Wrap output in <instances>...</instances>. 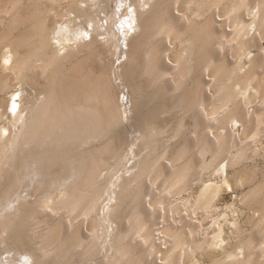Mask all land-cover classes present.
<instances>
[{
    "label": "bare ground",
    "instance_id": "1",
    "mask_svg": "<svg viewBox=\"0 0 264 264\" xmlns=\"http://www.w3.org/2000/svg\"><path fill=\"white\" fill-rule=\"evenodd\" d=\"M216 9L228 31L214 22ZM108 21H116L113 32L123 31L117 43L104 31L109 42L93 36ZM253 30L256 38H250ZM80 36L90 41L81 45ZM262 38L264 0H0V55L2 62L11 58L9 65L0 63V106L13 88L20 100L12 105H21L18 117L27 122L20 138L0 140L2 263L81 264L98 255L96 264H178L181 256L194 264L195 251L219 247L222 256L203 254L210 264H264V171L243 163L264 152L255 144L264 136V57L246 59ZM119 42L125 60L117 65ZM121 78L132 111H151L137 115L132 137L124 123L126 94L114 81ZM163 116L169 123H158ZM134 149L146 152L135 164L140 170L129 177L112 173L131 161ZM76 164L82 166L78 182L58 193H50L51 186L40 198L20 193L27 168L43 165L41 176L53 185L71 177L54 166ZM224 169L232 171V181L226 175L223 182L244 185L240 202L252 211L248 228L231 223L235 242L223 234V213L210 212L216 195L210 177ZM203 174L212 175L193 198L210 229L197 234L195 226L172 218L159 225L161 216L152 213ZM187 203L169 209L178 213Z\"/></svg>",
    "mask_w": 264,
    "mask_h": 264
},
{
    "label": "rangeland",
    "instance_id": "2",
    "mask_svg": "<svg viewBox=\"0 0 264 264\" xmlns=\"http://www.w3.org/2000/svg\"><path fill=\"white\" fill-rule=\"evenodd\" d=\"M112 4H113V2H112ZM113 6H114V4H113ZM103 7H104V5H103ZM217 10V9H216ZM215 11V10H214ZM218 11H219V13H218ZM217 12V13H216ZM216 12H213L212 13V15L213 14H215L216 13V15H213L214 16V22H215V20L217 21L216 23H221V25L224 27V30H226V31H228V29H230V27H229V25L226 23V22H224L225 23V25H224V23H223V19H224V16L222 15V12L220 11V10H217ZM247 15L246 16H249L250 18L252 17V16H254V10H253V8H249L248 10H247V13H246ZM97 15H101L100 17L101 18H104L105 16H104V14H97ZM222 16V17H221ZM117 17H119V15L117 16ZM117 17H114V19L113 20H116L117 21ZM249 17H247V18H249ZM116 18V19H115ZM116 21H114V22H110V21H108V23H107V25H109V26H105V27H107L106 29H101V31H100V29H99V32L97 31V27H95L94 28V30H95V32H96V34H94L93 36H96V38L95 39H97V40H100V41H102V42H109L110 40H108L107 41V39H105L104 40V38H106L105 36H102V35H100V34H104L105 32L106 33H110V34H112L111 36H113L112 38H111V40H112V42L113 41H116V42H114V43H117L118 42V40L119 39H121V36L120 35H123V31L121 32L120 30L117 32V33H115V32H113V31H117L118 29V27H117V25H115V22ZM110 22V23H109ZM85 25V27L87 28V25H86V23L87 22H83ZM90 24V23H89ZM88 24V27H90V29L91 28H93V27H91V24L89 25ZM105 25H106V23H104ZM111 24H113V25H111ZM116 26V27H115ZM227 26V27H226ZM84 27V28H85ZM104 27V28H105ZM108 27H110V28H108ZM114 27V29H112ZM90 29H88V30H90ZM107 30H108V32H107ZM104 31V33H102ZM101 32V33H100ZM117 35H115V34ZM120 33V34H119ZM255 33V31L253 30V31H251L250 32V34H251V36H250V38L251 37H253V38H256L257 37V34L255 35L254 34ZM116 36V38L114 37V35ZM85 36V35H84ZM83 36V37H84ZM255 36V37H254ZM119 37V38H118ZM123 37V36H122ZM80 40H82L81 41V45L82 44H86V43H88L89 41H90V38H86V37H84L85 39H82V37L80 36ZM116 39V40H115ZM261 40V41H260ZM259 40V45L258 46H253V47H250L249 48V50H248V53L246 52V59H252V58H256V57H258L259 55H262L263 57H264V39L262 38V39H260ZM58 44V43H57ZM116 45H118V46H115V49H116V51H117V54H118V56H117V58H120L121 57V59H120V61L117 63V65H120L121 63H123L124 62V60H125V58H124V56L123 55H119V52H118V50H121V48H120V45H121V43L119 42L118 44H116ZM113 46V45H112ZM63 46H60V45H58L57 46V48H62ZM255 47V48H254ZM114 49V48H113ZM1 52L2 53H7L8 52V50L7 49H3V50H1ZM224 51L222 50V52L221 53H223ZM248 54V55H247ZM228 54H226V56H227ZM111 58H112V56H110ZM109 57V58H110ZM110 58V59H111ZM4 61H6V63H7V65H9L10 64V59L11 58H9V61L4 57ZM165 61L167 60V57H165V59H164ZM4 61L2 62V57H1V55H0V63H1V65H3V63H4ZM169 61V60H168ZM167 62V61H166ZM116 77H118V75L116 76ZM204 77H205V75H204ZM205 78H208V75H206V77ZM115 81V84L117 83V85L119 86H117L119 89H120V91L121 90H123L122 92H124V94H126L125 95V99L123 100V102H122V104L123 103H125V104H123V105H127V111H128V113L131 115V114H133L132 115V119L131 120H133L132 122H131V120H130V118H131V116L127 113V116H126V118L124 119V123H126V126L130 129L129 130V132H130V134L131 135H129V137L131 136L132 137V132H136L135 130H138V128H137V126H136V120L138 119L137 118V115L139 114H136V112L137 111H135V112H133L132 111V104H130V103H133V102H130L131 101V93L129 92V88H127V86H125L124 85V83H126V82H122V84L120 83V81H123V79L121 78V80H119V79H115L114 80ZM119 83H120V85H119ZM123 88V89H122ZM10 90V89H9ZM8 90V92H6L5 94H4V97L6 98L5 100H7V101H5V103L4 104H7V105H2V107L4 106V108H2L1 106V109H0V133L2 132L3 134H2V138L0 139L3 143L2 144H4V143H8L7 142V140H8V137H19L20 138V136H21V134H22V132H24V130L26 129V125L25 124H27V122H25V120H23V119H21V118H19L18 117V113H19V111H20V108H21V105H18V104H13L12 105V102L14 103V101H18V100H20V96H19V94H16V93H14L13 94V91H15V90H13V88L9 91ZM126 90H127V92H129V94L127 95V93H126ZM24 96L26 95V94H23ZM22 97V98H25V97ZM127 96V97H126ZM128 96H130V97H128ZM29 98V97H28ZM127 98V99H126ZM29 99H31V98H29ZM130 99V100H129ZM128 101V102H127ZM129 106V107H128ZM37 107V106H36ZM36 107H34L33 109H35ZM176 109V108H175ZM249 109L251 110V111H254V110H256L257 109V106L255 105V103H251L250 105H249ZM177 110V109H176ZM175 110V111H176ZM133 112V113H130V112ZM145 111V112H144ZM144 111L143 112H140L142 115H138V117L139 116H143V115H145L144 113H148V112H151L150 111V109L148 110V109H144ZM136 114V115H135ZM130 118H129V117ZM133 116H135V118L133 117ZM166 118V117H165ZM174 118H176V114H174V115H172V116H170L169 117V119L170 120H174ZM23 120V121H22ZM161 120V121H160ZM163 120V121H162ZM166 120H167V122H168V117L166 118ZM166 120L164 119V116H163V119L160 117L159 119H158V123H162V122H166ZM169 123V122H168ZM10 124V125H9ZM129 125V126H128ZM4 126H8V127H10L9 129H10V132H8V131H5L4 130ZM132 126H133V128H132ZM136 126V127H135ZM136 128V129H135ZM236 131H238V129H236V128H234V130L232 129V132L233 133H235ZM235 134H238V133H235ZM135 135H137V133H134V136ZM179 140V139H178ZM178 140L176 139V140H174L175 142H178ZM261 142H260V141ZM258 141H256L255 142V144L257 145V146H264V136H262V138H260ZM173 141V142H174ZM238 141V138H237V140H235V142H237ZM160 142H161V140H159L158 141V143L160 144ZM172 142V143H173ZM174 142V143H175ZM139 143V142H138ZM171 142L169 143V144H172ZM262 143V144H261ZM169 144H165V145H169ZM1 146H3V145H1ZM4 147V146H3ZM135 148H137L138 149V147H135ZM137 149H134L131 153L132 154H130V160L131 161H129L128 163H122V164H120L119 166H115L116 168H114L113 170V172L112 173H115V175L117 174V175H120V176H122V174L123 175H125L126 173H127V177H129V175L131 176V175H133V173H135L137 170H140V169H138V168H141L140 166L138 167L137 165H138V163H140L141 162V160L140 159H142L143 160V157H144V154H146V152H140L141 150H137ZM136 150V151H135ZM139 151V152H138ZM13 153V152H12ZM140 153V154H139ZM259 154H260V156H255V155H253V156H250L251 158H246L245 160H244V164H247V165H256L257 167H259V169L260 170H262V171H264V155H262V154H264V152H261V150H259V152H258ZM137 154V155H136ZM257 154V153H256ZM259 154H257V155H259ZM154 156H155V154H153ZM138 156V157H137ZM77 157H79V156H77ZM133 158H135V159H133ZM152 158V157H151ZM140 160V161H139ZM247 161V162H246ZM137 163V165H135ZM126 164V165H125ZM72 165V164H71ZM52 166L53 168L52 169H56V170H62V171H65V172H69L68 173V175L69 176H71V177H69L67 180H65L66 181V183L64 182V180L62 181V179H58L56 182H55V184H53V185H49V184H46V183H48V180L47 179H45L44 177H42L41 176V168L43 167V165H41V166H34L35 168L34 169H32L33 167H29V169L27 168V172H28V174H27V172L26 171H23V173H24V179L26 180H24V183H28L26 186V189H24V191L23 190H21L22 192H20V193H23L22 195L24 196L25 194V192L27 193V194H29V195H31V194H33L34 193V197H36V198H40V197H42L43 195H45L44 194V191H46V188L47 187H52V189H51V191H50V193H58L59 191H61L62 189H64V187H66V185L68 184V186L70 185L69 183H71L72 182V184L71 185H73L74 184V182L76 183V182H78V180L76 179L77 178V176H79L80 174L78 173V172H80V169L82 168V166H78L79 167V169L77 168V165H79V164H76L75 166ZM134 168H133V167ZM75 167V168H74ZM136 167V168H135ZM138 167V168H137ZM71 168H74L73 170L71 169ZM133 168V170H131V169ZM38 169V170H37ZM76 169H78L77 171H75ZM118 169V170H117ZM117 171V172H116ZM135 171V172H134ZM26 172V173H25ZM37 172V173H36ZM44 172V171H43ZM78 174H77V173ZM83 172V170H81V173ZM133 172V173H132ZM76 173V174H75ZM109 173V171L108 170H106L104 173H103V175L101 176V180H105V179H107V177H106V175ZM130 173H132V174H130ZM231 173H232V171H230L229 170V172H228V174L226 173V170L224 169L221 173H219L220 175H218V174H215L214 176H211L210 178H212V182L214 183V185L216 186V195L210 200V202H211V205H210V207H211V211L210 212H212V213H214V214H216L217 212L219 213V212H222L223 213V216L227 219L225 222L227 223H225L224 222V227H223V234H225L224 236L225 237H227L228 238V240L230 241V242H235L236 241V239L238 240V234L237 233H235V231L237 230V228H235L231 223L232 222H236V223H238V224H240L241 226H243L244 228H248L249 227V225H248V223L246 222V216L247 215H249V214H251L252 213V211L250 210V209H248V207L246 208V206L245 205H243L241 202H240V195H241V193H242V191L244 190V185H242L241 183L239 184V185H231V184H226L225 182H223V178L227 175L228 176V179L230 180V181H232L231 180ZM28 175V176H27ZM40 175V176H39ZM55 175V174H54ZM73 175H74V178H72L73 177ZM76 175V176H75ZM210 175H212V174H203V176H201L200 177V179L198 180V179H196V180H192V182H191V185H189V188H187V190L185 189V190H183V191H181L180 193H178V195H170L169 197H167V199L168 198H174L175 199V201H173L172 199H169V200H166V204H164V205H162V208H161V210L163 211H161V210H159L158 209V212H157V209L152 213V215L154 216V217H157V215L159 216L158 218H160V216H161V219H158V222L159 223H161V224H159V225H162V224H165V223H163V219L165 220V221H169V223L170 222H172L173 221V219H174V221L173 222H175V221H178V222H180V223H182L183 225H187V224H191V225H193V226H195L198 230H197V234H202L204 231H207V230H209L210 229V227H211V225H210V220H209V218L207 219V217L204 219H202L201 217H203V215L201 214L202 212H200L201 211V209L200 208H198L196 205H194V198L193 197H195L196 195H198V193L201 191V189H202V187H203V184H204V182H206V180L209 178V176ZM27 176V177H26ZM126 176V175H125ZM26 177V178H25ZM32 177V178H31ZM105 177V178H104ZM47 178V177H46ZM51 178V177H50ZM102 178H104V179H102ZM109 178V177H108ZM75 181H74V180ZM59 181V182H58ZM60 181H62V182H60ZM3 181H1V183H2ZM49 182H51V180H49ZM53 182V181H52ZM194 182V183H193ZM65 183V184H64ZM193 183V184H192ZM41 184V185H40ZM46 184V185H45ZM62 184H64V185H62ZM117 185V184H116ZM29 186V187H28ZM37 186V187H36ZM39 186L41 187V188H39ZM55 186V187H54ZM34 187H35V189H34ZM61 187V188H60ZM33 188V189H32ZM31 189H32V191H31ZM55 189V190H54ZM29 190L31 191V192H29ZM35 190V191H34ZM59 190V191H58ZM57 191V192H56ZM183 192V193H182ZM55 194H53V195H55ZM21 195V196H22ZM48 195V194H47ZM180 195V196H179ZM179 196V197H178ZM34 197L31 199V198H29L28 197V199L27 200H33L34 199ZM177 197H178V199H177ZM27 198V197H26ZM186 198V199H185ZM192 198V199H191ZM14 199V198H13ZM185 199V200H184ZM172 201V203H171V201ZM190 202H189V201ZM181 201H185L186 203L187 202H189V203H187V207H185L184 209H179L180 211L178 212V213H176L173 209V211H174V213H172V210L171 209H169L170 207H172V206H174V205H176V204H179ZM114 203V201L112 200H109L108 201V203L107 204H109V205H111V204H113ZM169 203H171V204H169ZM169 204V206H167ZM189 204V205H188ZM191 205V206H190ZM11 208H9V207H7V209L11 212V210H13L14 209V206H10ZM164 207V208H163ZM193 207V208H192ZM209 207V208H210ZM6 209V210H7ZM165 209V210H164ZM15 210V209H14ZM13 210V211H14ZM168 210V211H167ZM169 210H171V213L169 212ZM183 210H184V212H183ZM12 211V212H13ZM159 211H161V212H159ZM166 211V212H165ZM250 211V212H249ZM233 212H234V214H233ZM217 213V214H218ZM168 214V215H167ZM178 214V215H177ZM216 214V215H217ZM171 215V216H170ZM163 218V219H162ZM171 218H172V221H171ZM162 220V221H161ZM74 222L76 223H79V221H78V219H76V220H74ZM85 224V225H84ZM84 227H85V229H86V221L84 222ZM226 224V225H225ZM105 225L107 226L108 224L107 223H105ZM81 226V223H80V225H79V227ZM84 227L82 226V230L84 229ZM156 227H161V226H156ZM208 229H207V228ZM81 228V227H80ZM225 228V229H224ZM84 229V230H85ZM159 230V229H158ZM156 232V231H155ZM157 233V232H156ZM157 235H158V238H160L159 240L163 243V233L161 234L160 233V230H159V232L157 233ZM158 240V241H159ZM156 241H157V239H156ZM157 241V242H158ZM160 242V243H161ZM159 243V244H160ZM161 243V244H162ZM1 245V249H0V264L2 263V262H4V257L2 256V254L4 253V245H3V243H0ZM161 244H160V246H161ZM165 245V243H163V246ZM163 246H161V247H163ZM228 247L230 246V245H227ZM227 246L225 245L224 246V248H227ZM223 248H219V247H217V248H214V249H210L209 251H210V254L212 255H216V256H222L221 254H223V253H225V251L224 250H222ZM229 249L232 251L233 250V248L231 247H229ZM235 250V249H234ZM209 251L207 252V251H205L208 255H209ZM204 251H200V250H198V251H195L191 256H192V261H193V263L194 264H210V260H209V256L207 255V254H205V255H203L204 253H205ZM243 252V251H242ZM104 253H107V251H105ZM196 253V254H195ZM207 255V256H206ZM242 256V255H241ZM183 256H181V257H179V259H180V261H179V263L178 264H188L189 263V261L186 259V258H182ZM19 259V261L21 260V258H18ZM18 259H17V261L16 260H14V261H10V263L9 264H12L13 262H16L15 264H20L19 262H18ZM178 259V260H179ZM101 260V258H100V256H96L94 259H93V262H92V260H87L86 262L84 261V262H81V264H96V263H98V261H100ZM158 260V259H157ZM156 260V261H157ZM177 260V261H178ZM232 260V259H231ZM231 260H229L227 263H229ZM21 262V261H20ZM22 263V262H21ZM264 263V262H263ZM3 264V263H2Z\"/></svg>",
    "mask_w": 264,
    "mask_h": 264
}]
</instances>
